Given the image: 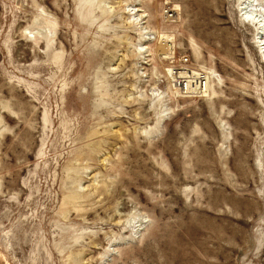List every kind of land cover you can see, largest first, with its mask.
I'll return each mask as SVG.
<instances>
[{
  "label": "rangeland",
  "instance_id": "obj_1",
  "mask_svg": "<svg viewBox=\"0 0 264 264\" xmlns=\"http://www.w3.org/2000/svg\"><path fill=\"white\" fill-rule=\"evenodd\" d=\"M261 43L264 0H0V264H264Z\"/></svg>",
  "mask_w": 264,
  "mask_h": 264
},
{
  "label": "built area",
  "instance_id": "obj_2",
  "mask_svg": "<svg viewBox=\"0 0 264 264\" xmlns=\"http://www.w3.org/2000/svg\"><path fill=\"white\" fill-rule=\"evenodd\" d=\"M189 58L187 55H182L171 62L169 69L171 85L175 86L181 96L186 97H204L208 93V88L211 83V76L207 71L195 70L189 66ZM182 71V73H181Z\"/></svg>",
  "mask_w": 264,
  "mask_h": 264
},
{
  "label": "bare ground",
  "instance_id": "obj_3",
  "mask_svg": "<svg viewBox=\"0 0 264 264\" xmlns=\"http://www.w3.org/2000/svg\"><path fill=\"white\" fill-rule=\"evenodd\" d=\"M136 9V8H135ZM251 14V13H250ZM252 15V14H251ZM250 16V15H249ZM253 18V17H252ZM259 18V17H258ZM250 20V19H249ZM259 29V28H258ZM258 34H259V32H258ZM261 37V36H260ZM260 39V38H259ZM263 40V39H262ZM262 40H260V41H262ZM261 46V47H260ZM259 47L262 49V53L264 54V43L262 44L261 43V45H260ZM172 47H171V45L169 44V45H167V48H166V51H164L163 52V54L162 55H166L167 54V58H171L172 57ZM163 56V57H164ZM169 74L171 73V69H167L166 70ZM181 73H182V71H181ZM168 78H170V76L168 77ZM171 82V81H170ZM211 87V86H210ZM209 87V88H210ZM209 88H208V91H209ZM177 88L175 87V86H173V92L176 94V93H178V91L176 90ZM137 228V227H136Z\"/></svg>",
  "mask_w": 264,
  "mask_h": 264
}]
</instances>
